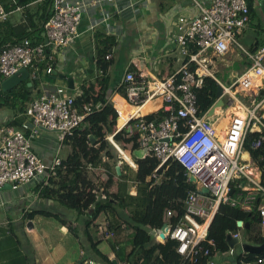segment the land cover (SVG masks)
Masks as SVG:
<instances>
[{"label": "built area", "instance_id": "built-area-1", "mask_svg": "<svg viewBox=\"0 0 264 264\" xmlns=\"http://www.w3.org/2000/svg\"><path fill=\"white\" fill-rule=\"evenodd\" d=\"M260 1L264 3V0ZM50 2V13L44 22L48 43L33 45L30 39L25 38L15 44L0 46V74L3 78L8 79L27 69L29 79H40L36 59L53 61L54 55L70 47L78 38L83 16L89 8L104 3L115 4L117 0ZM197 6L198 15L179 18L175 34V41L187 61L175 74L165 78L148 77L138 70L127 69L121 81L127 86L124 104L117 108L114 103L117 124L106 139L121 156V149L125 146L132 149L136 145L144 152L143 159L154 157L160 162L147 182H159L161 176L158 172L169 162H178L185 169L193 189L188 191L183 202L184 212L180 214L176 209H169L165 237H161V229L155 232V237L162 244L169 238L176 241L177 253L191 264L202 258L207 259V264H216L217 246L209 236L211 224L222 205L229 204L243 213H255L264 229V186L256 180L260 169L253 160L247 161L244 157L247 152L244 145L249 134H260L253 144L255 150L264 141V47L251 53L243 51L236 42V36L242 34L250 23L248 0H211L207 7L198 3ZM9 15L0 2V23L7 22ZM191 44L196 52L189 49ZM233 45L237 51L249 56L252 67L231 85H226L215 76L216 62L212 58L223 59L235 51ZM206 54H211L212 58ZM105 58L111 60L112 55ZM193 64L196 65L194 70ZM52 73L53 67L48 66L45 75ZM254 74H262V81L254 84ZM208 77L223 88L222 100L226 98L228 109L241 106L244 112V117L233 114L226 129L219 126L220 119L215 122L208 117V111L203 113L201 110L198 91L203 89ZM244 92H248V98L262 99L249 108L237 97ZM81 95H74L63 86L45 90L28 103L21 128H0V190L6 185H10L11 190H19L28 184H40L42 189L52 188L50 180L56 178L63 160L57 156L51 163H46L34 151V140L40 137L42 130L57 132L60 150L66 138L73 136L87 117L101 111V105L91 102L78 104ZM154 100L164 103L161 110L165 115L161 120L148 119L149 115L140 111ZM124 106L128 107L127 110ZM133 109L135 113L130 112ZM120 120L123 121L121 126ZM27 122H31L33 128ZM118 134L131 142L117 143L115 136ZM89 170L94 171L95 168L90 166ZM104 190L101 187L98 194L102 199L107 198ZM130 193L136 195L137 192L132 189ZM172 218H177V221L172 222ZM102 225L107 227L108 223L103 221ZM241 227H244L243 221ZM233 237L240 238V235L234 234ZM228 253L235 255L233 248ZM249 254L243 251L237 256L238 264L264 263V256L249 260ZM80 264L100 263L84 259Z\"/></svg>", "mask_w": 264, "mask_h": 264}, {"label": "crops", "instance_id": "crops-1", "mask_svg": "<svg viewBox=\"0 0 264 264\" xmlns=\"http://www.w3.org/2000/svg\"><path fill=\"white\" fill-rule=\"evenodd\" d=\"M83 1L88 3L91 0ZM250 1L253 9L251 20H256L257 28H252L250 22L246 29H252L253 33L257 34L258 29L262 25L264 26V3L260 0ZM4 2H7V5L11 7L12 4L16 3L15 0H4ZM46 2L49 5H46ZM210 2L211 0H194L191 4L183 0H117L115 4L104 3L102 6L89 8L84 14L79 27V36L70 47L54 55L53 61H50V59L43 60L42 58L36 59L35 63L37 66L40 65L38 67L41 74L39 87L34 88L32 91L37 94V96L33 95L34 99L38 98L45 90L51 91L58 86L67 88L74 95H81L83 87L88 88L93 84L95 85L98 77L101 76L98 56L106 45H111L113 49L108 54H111L112 58L107 60L111 64L107 68L106 75L112 78V83L107 94V100L112 105L115 103V106L120 108L124 104V97L117 91V88L120 86L127 69L135 67L136 70L148 77L161 76L160 78H165L175 74L181 68L187 58L181 54L175 41L179 18L182 16L190 18L198 15L199 7L197 3L202 7H207ZM1 3L3 4V2ZM50 6V0H38L28 4L27 7L12 8L9 11V20L6 24L10 26L14 35L11 36L12 38L7 44L21 42L20 35L23 32L32 33L35 40L40 36L42 40L39 42H45L44 22L46 18L40 19V17L45 11L47 14L50 13ZM255 17H258V19ZM244 31L242 34L245 33ZM258 42L259 39L253 36L250 39V51L248 52L253 53L254 45ZM242 48L243 51L248 50L243 46ZM117 50L121 51L123 56L116 60L114 52ZM206 55L212 58L211 54ZM212 60H214V57ZM48 66L53 67L51 75H45ZM4 80L6 79L0 74V91H4L2 87ZM69 80H72V82L70 83ZM259 82L260 80L257 83ZM28 86L32 87V85ZM96 89L99 88L96 87ZM262 97H264V91H262ZM225 103L224 105H227ZM147 104L153 110L144 115L155 114L163 107L161 100H154ZM212 108L213 106L205 112L208 111V117L210 118L217 115L221 127L222 120L226 117L227 111L231 109H228V106L225 110L219 108L215 110L212 116H209ZM124 109L127 108L124 107ZM16 116L18 115L15 112L0 108V128L11 126L10 123L16 119ZM54 135H57V137H53ZM58 136L57 132L42 130L40 137L34 140V151L46 163H51L53 159L59 157L58 154L62 148H68L70 150L69 155L71 154L72 149L69 146L63 145L59 150L60 145L55 144L56 140L59 141ZM123 150L121 149L123 158L118 156L117 166H120V172L124 163H127L137 172L138 167L128 153V148L124 147ZM244 157L247 161L252 160L248 152L244 153ZM115 177L119 182L117 176ZM117 184L111 189V192L118 191ZM135 185V183L129 182L128 190L135 189L137 192ZM46 188L42 189L40 184H28L22 186L19 190H0V264H79L84 259H92L100 262V264H108L107 261L104 262L96 255L91 247V244L95 245L101 237L96 230L94 232L92 229V227H95V223L91 229L87 230L86 222L89 220L90 215L87 212L83 214L77 212L78 218L73 222L68 223V221L62 220L61 214H65L69 208L61 205L54 196V198L46 196ZM51 221L55 222L58 228ZM259 227L255 228L257 232L262 229ZM86 232H89L92 241L88 239ZM236 234L240 235V241L233 248L235 255H229L230 247L229 251L221 252L223 253L222 264H238L237 256L243 253V245L246 243L241 241L243 237L240 230ZM229 235L233 237L234 233ZM255 235L256 233L248 234L245 237L247 238L246 242L254 246H260L263 243L256 244L251 239ZM263 236L264 229L261 231V237ZM55 237L60 238V241H57ZM125 238L124 236L119 238L118 242L121 249L118 252L114 249V242L107 239H102L103 242L97 245V249L112 264H127L126 259L132 248L127 235ZM62 239L66 240L62 241ZM103 243L108 245L106 246ZM74 245H76L77 250H75ZM238 245L242 247L240 252L236 248ZM77 253L78 258L75 259Z\"/></svg>", "mask_w": 264, "mask_h": 264}, {"label": "trees", "instance_id": "trees-1", "mask_svg": "<svg viewBox=\"0 0 264 264\" xmlns=\"http://www.w3.org/2000/svg\"><path fill=\"white\" fill-rule=\"evenodd\" d=\"M33 1L36 2L38 0H15L16 3L12 4L11 7L4 0H0V2H3V6L7 12L14 7H27ZM248 1L250 4L251 22L253 9L252 2ZM46 5H49V3L46 2ZM48 16L49 12L47 14L45 11L40 19H47ZM7 22L0 23V46L7 45V42L12 38L11 36L14 35L10 26L6 24ZM20 37L21 40L29 38L33 45H38L39 41L42 40L40 36L35 40L32 33L27 34L25 32ZM262 47H264V42L259 41L254 45L253 52L258 51ZM112 49L113 46L106 45L101 50L98 56V66L101 70V76L98 77L95 85L93 84L88 88L83 87L82 95L77 100L78 104L91 102L94 105H101V111L99 110L87 117L79 129L75 131L74 135L66 138L64 146L71 147V154L63 161L56 178L50 180L53 187L46 188L45 195L48 197L54 196L61 205L75 210L79 214L87 212L90 215L89 220L86 222V228L87 230L91 229L95 223V230L101 237L95 245L91 244V247L95 251V254L104 262L107 261L108 264L112 263L97 249V245L103 242L102 239H107L114 242V249L118 252L121 249L118 240L122 236L125 238L126 235L132 248L126 259L127 264H191L177 253L178 243L176 241L169 238L162 244L155 237V232L162 229L169 222L167 219L169 209H176L180 214L184 212L183 202L187 197L188 191L193 189L191 183L186 178L185 169L178 162H169L165 168H162L158 172L161 176L159 182H147L146 179L154 173L160 162L154 157L134 161L138 167L136 174L140 180L135 183L137 188L136 196L131 195L128 190L129 184L126 182V179L123 180V171H121V175L117 173L118 154L114 146L106 139L108 134L114 132L117 123L116 111L107 100L112 78L106 75L107 68L111 62H107L105 57ZM189 49L192 52L197 51L192 44L189 45ZM38 66L40 67V65ZM195 67L196 65L193 64L192 70ZM130 69L136 71L135 67H131ZM28 83H32V87H29ZM39 83V79H30L27 82H22L12 90L7 92L0 91V108L9 109L18 115L10 123L12 127H22L25 120L23 115L27 105L34 99L32 91L34 88L39 87ZM96 87L99 89H96ZM126 88L127 86L121 83L117 91L125 96ZM217 88L218 83L215 80L210 77L205 79L203 89L198 91L202 112H205L216 101ZM151 110L153 108L148 105L143 109L142 113L146 114ZM164 115L165 112L161 110L149 115L147 118L161 120ZM222 121L221 127L226 129L229 121L228 119H223ZM119 123L121 126L123 121L120 120ZM91 135L96 138L94 145L90 138ZM259 136V133L249 134L244 149L250 153L253 162L261 170L262 186H264V141L261 147L256 150L253 149V144L257 142ZM115 141L117 143L126 142L128 144L131 142L130 140H124L121 134L115 136ZM132 149H137V146L134 145ZM108 156H112L111 159L115 162L113 166L108 161ZM90 166L95 168V170L90 171ZM113 167L115 168L112 173L111 169ZM100 169L102 170L100 171ZM115 176L117 178L119 176L118 191L111 192L113 177ZM141 184L146 186V189H144V192H146L144 199L140 197ZM235 184L234 182L233 185ZM101 187L105 188L106 199L98 196ZM46 215L52 216L50 214ZM103 221L108 223L107 227H103ZM176 221L177 218H172V222L175 223ZM238 221L248 222L251 225L246 230L249 234L256 233L254 238H251L256 244L264 243V236L261 237V231L257 232L255 230L256 227L260 226V220L255 213H243L229 204H224L221 206L210 227L209 237L216 243L218 253L229 251L227 236L233 233L236 234L240 230L237 226ZM86 235L92 241L89 232H86ZM111 236L114 238H107ZM204 245L208 247L206 243ZM260 256L263 257L264 253L258 255V257ZM255 257L252 254L248 255L249 260ZM196 264H207V259L202 258Z\"/></svg>", "mask_w": 264, "mask_h": 264}, {"label": "rangeland", "instance_id": "rangeland-1", "mask_svg": "<svg viewBox=\"0 0 264 264\" xmlns=\"http://www.w3.org/2000/svg\"><path fill=\"white\" fill-rule=\"evenodd\" d=\"M185 2H190L191 4L194 2V0H183ZM258 19V17H255ZM255 20V19H254ZM251 21V27L252 28H257V23H256V20L255 21ZM264 26L262 25L258 31H257V34L256 33H253V30H245L244 34H240V35H237L236 36V42L240 45H242L244 48L248 49L247 51H250V46H249V43H250V39L253 38H256V39H259V41L261 42H264ZM233 49L235 50L233 53L230 52L227 56H225L223 58V60L220 58V57H214L215 59V62H216V68H217V71L215 73L216 77L221 80L224 84L226 85H231L233 83V80H236L238 77H240L244 72L248 71L251 67H252V62L249 58V56L245 55V53H240L239 51L236 50V45H233ZM114 54L116 55L115 56V59H119V57L123 56L122 52L117 50L114 52ZM244 54V55H243ZM59 58V57H57ZM56 59V58H55ZM59 60V59H58ZM229 61V62H228ZM79 71V70H78ZM80 72V71H79ZM168 76V75H166ZM159 78L161 76H158ZM248 92H244V93H239L237 94V97L245 104L247 105V107L249 108H253L257 103H259L261 101L262 98H259V97H250L248 98L246 96ZM33 95L37 96L36 92L33 93ZM224 102H226V98L224 99ZM226 104V103H225ZM227 107V105H224V107L221 108V110H225V108ZM127 110V109H126ZM124 113H127L123 110ZM131 112V111H130ZM213 121L217 122L218 121V116H214L213 118ZM53 137H57V135H54ZM56 145H60L59 141L57 142L56 140ZM124 147V145H122ZM127 147V146H125ZM128 148V153L130 154L131 158L133 161H136V160H139V159H143L144 157V152L143 151H140L138 149H131L129 147ZM117 152V151H116ZM70 153V150L68 148H62L59 152V157L61 159H66L67 156L69 155ZM118 155L117 156H121L119 153H117ZM116 156V157H117ZM122 157V156H121ZM120 157V158H121ZM112 156H108V161L110 162V164L113 166V164L115 162H113V160L111 159ZM122 159V158H121ZM117 160V158H116ZM126 162V161H124ZM123 162V163H124ZM128 164L124 163L123 164V167H122V171L124 173L123 175V180L126 179V182L129 184V182L131 183H137L139 182V177L138 175L136 174V172L129 166H127ZM114 168L111 169V172L113 173L114 171ZM137 169V168H136ZM99 171V170H98ZM101 171V170H100ZM114 181L112 183V186H111V189L114 188L115 184H117L118 180H116V177H113ZM118 179H119V176H118ZM114 184V185H113ZM118 185V184H117ZM144 189H146V186L141 184L140 185V190H141V196L143 199L145 198L146 196V192H144ZM98 198V197H97ZM68 211H66L65 214H61V219L62 220H65V221H68V223L70 222H73L74 220H76L78 217V213L77 211L75 210H72V209H67ZM66 215V216H64ZM103 218V217H102ZM101 218V219H102ZM53 222V221H51ZM55 225L56 223L53 222ZM57 226V225H56ZM58 228V226H57ZM261 229V227H259ZM93 231L95 232V227H92ZM262 231V229H261ZM240 232L242 234V237L243 239L241 240L242 243H246L248 244V242H246L247 238H245L249 233L246 229L244 228H241L240 229ZM97 235V234H96ZM70 238V237H69ZM55 239L57 241H60V238H57L55 237ZM63 240H66V239H62ZM71 240V239H69ZM71 243V242H70ZM104 245H108L107 243H103ZM71 245V244H70ZM80 245V244H79ZM75 247V250H77L76 248V245H74ZM237 251L240 252L242 250V247L241 245H238L237 247ZM240 256V255H238ZM78 258V253L77 255L75 256V259ZM222 258H223V253H218L217 256H216V262L217 264H222L223 261H222Z\"/></svg>", "mask_w": 264, "mask_h": 264}, {"label": "water", "instance_id": "water-1", "mask_svg": "<svg viewBox=\"0 0 264 264\" xmlns=\"http://www.w3.org/2000/svg\"><path fill=\"white\" fill-rule=\"evenodd\" d=\"M45 43H48V39L45 40ZM29 80V71L27 69H22L18 74L6 79L3 81L2 83V87L3 90L5 92L12 90L13 88H15L16 86H18L19 84H21L22 82H26ZM69 82L71 83L72 80H69ZM28 85H32L31 83H29ZM222 94H223V88L218 85L217 88V92H216V96H217V101L215 102V104L213 105V108L211 109L209 116H212L215 112L216 109L221 108L224 105V101L222 100ZM164 105V103H163ZM27 124L30 126V128H33V124L31 122H27ZM91 141L92 144L94 145L96 142V138L95 136L91 135ZM117 173L118 175H121L120 172V166H117ZM191 180H194V178L192 177ZM257 183L258 184H262V172L259 170L258 171V176H257ZM11 189L10 185H6L2 188V190H9ZM234 190L231 191V195H233ZM237 226L239 228H241L242 226V221H238ZM167 225L165 224L162 229H161V237L164 238L165 237V233L167 231ZM244 228L249 229L250 228V224L249 223H245L244 224ZM228 240V245L230 248H234L236 244L239 243L240 239L239 238H234L232 236H228L227 238ZM243 251L248 252L252 255H260L264 253V243L261 244L260 246H254L252 244H244L243 245ZM80 264V263H79Z\"/></svg>", "mask_w": 264, "mask_h": 264}, {"label": "bare ground", "instance_id": "bare-ground-1", "mask_svg": "<svg viewBox=\"0 0 264 264\" xmlns=\"http://www.w3.org/2000/svg\"><path fill=\"white\" fill-rule=\"evenodd\" d=\"M262 79H263V75L261 74L260 76H256L255 74L253 75V81H254V84H257V82L260 80V81H262ZM121 104H122V102H121ZM149 104H147L146 106H148ZM146 106H144L143 108H141L140 109V111H141V113H142V111H143V109L146 107ZM125 108H128V107H126V106H124ZM131 112H133V113H135L136 112V110H131ZM232 114H236V115H239V116H245L244 115V112H243V110H242V108H241V106H237V107H234L233 109H231V110H229V111H227V115H226V117L224 118V119H228V121L230 120V117H231V115ZM225 116V115H224ZM121 154H122V152H121ZM123 157V156H122Z\"/></svg>", "mask_w": 264, "mask_h": 264}]
</instances>
